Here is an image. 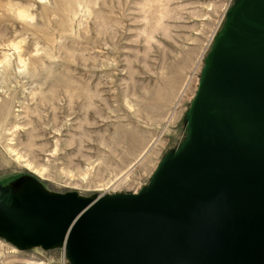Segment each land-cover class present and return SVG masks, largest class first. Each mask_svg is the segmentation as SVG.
I'll list each match as a JSON object with an SVG mask.
<instances>
[{
	"label": "rangeland",
	"instance_id": "obj_1",
	"mask_svg": "<svg viewBox=\"0 0 264 264\" xmlns=\"http://www.w3.org/2000/svg\"><path fill=\"white\" fill-rule=\"evenodd\" d=\"M236 1L0 0V189L148 187L189 136ZM70 263L62 244L20 249L0 232V264Z\"/></svg>",
	"mask_w": 264,
	"mask_h": 264
},
{
	"label": "water",
	"instance_id": "obj_2",
	"mask_svg": "<svg viewBox=\"0 0 264 264\" xmlns=\"http://www.w3.org/2000/svg\"><path fill=\"white\" fill-rule=\"evenodd\" d=\"M189 126L138 193L0 189V232L70 264H264V0L228 13Z\"/></svg>",
	"mask_w": 264,
	"mask_h": 264
},
{
	"label": "bare ground",
	"instance_id": "obj_3",
	"mask_svg": "<svg viewBox=\"0 0 264 264\" xmlns=\"http://www.w3.org/2000/svg\"><path fill=\"white\" fill-rule=\"evenodd\" d=\"M19 156V155H18ZM28 166H30V165H28ZM31 168V167H30ZM34 168V167H33ZM36 170V169H35Z\"/></svg>",
	"mask_w": 264,
	"mask_h": 264
}]
</instances>
